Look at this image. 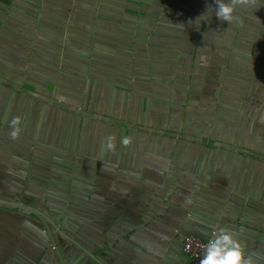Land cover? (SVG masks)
<instances>
[{"label": "crops", "instance_id": "0c3cea01", "mask_svg": "<svg viewBox=\"0 0 264 264\" xmlns=\"http://www.w3.org/2000/svg\"><path fill=\"white\" fill-rule=\"evenodd\" d=\"M225 2L0 0V197L67 264H193L219 228L264 264V0ZM53 256L0 207V264Z\"/></svg>", "mask_w": 264, "mask_h": 264}, {"label": "clouds", "instance_id": "9594fccd", "mask_svg": "<svg viewBox=\"0 0 264 264\" xmlns=\"http://www.w3.org/2000/svg\"><path fill=\"white\" fill-rule=\"evenodd\" d=\"M214 3V15L217 19L230 22L233 19V3H226L225 0H214ZM202 16L198 17L197 20ZM18 123L19 118L16 117L9 122L11 128L9 135L12 139H15L19 133ZM107 140V147L111 148L112 137L109 136ZM124 142L127 143V140ZM199 264H252V259L250 256L244 255L242 246L235 239L231 229L219 228L215 235L209 236Z\"/></svg>", "mask_w": 264, "mask_h": 264}, {"label": "water", "instance_id": "95a60500", "mask_svg": "<svg viewBox=\"0 0 264 264\" xmlns=\"http://www.w3.org/2000/svg\"><path fill=\"white\" fill-rule=\"evenodd\" d=\"M0 207H6L10 209H16L27 214L34 215L43 225L46 234L48 235L50 244L54 249V262L55 264H67V257L73 256L75 253V248L77 247L85 254L94 258L80 241L72 238L70 235L65 233L57 223L46 213L32 206L31 204H25L22 202L7 200L0 197ZM55 233L64 238V243H57Z\"/></svg>", "mask_w": 264, "mask_h": 264}, {"label": "built area", "instance_id": "2783aa9c", "mask_svg": "<svg viewBox=\"0 0 264 264\" xmlns=\"http://www.w3.org/2000/svg\"><path fill=\"white\" fill-rule=\"evenodd\" d=\"M215 233V231H212L211 235H215ZM207 240L195 235H185L183 237V251L193 264H199L200 259H202Z\"/></svg>", "mask_w": 264, "mask_h": 264}]
</instances>
